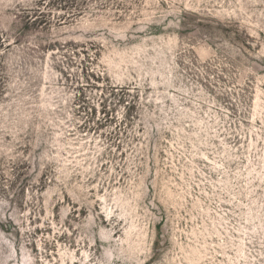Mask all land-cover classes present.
<instances>
[{
  "label": "rangeland",
  "instance_id": "rangeland-1",
  "mask_svg": "<svg viewBox=\"0 0 264 264\" xmlns=\"http://www.w3.org/2000/svg\"><path fill=\"white\" fill-rule=\"evenodd\" d=\"M0 264H264V0H0Z\"/></svg>",
  "mask_w": 264,
  "mask_h": 264
}]
</instances>
